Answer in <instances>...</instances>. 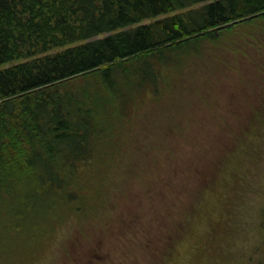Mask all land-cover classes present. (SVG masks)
I'll return each mask as SVG.
<instances>
[{
  "label": "trees",
  "instance_id": "trees-1",
  "mask_svg": "<svg viewBox=\"0 0 264 264\" xmlns=\"http://www.w3.org/2000/svg\"><path fill=\"white\" fill-rule=\"evenodd\" d=\"M262 21L264 0H0V232L84 215L89 171L129 172L140 105Z\"/></svg>",
  "mask_w": 264,
  "mask_h": 264
},
{
  "label": "rangeland",
  "instance_id": "rangeland-1",
  "mask_svg": "<svg viewBox=\"0 0 264 264\" xmlns=\"http://www.w3.org/2000/svg\"><path fill=\"white\" fill-rule=\"evenodd\" d=\"M263 37L264 21L227 34L172 74L123 134L129 172L89 171L81 217L5 228L0 264H264Z\"/></svg>",
  "mask_w": 264,
  "mask_h": 264
},
{
  "label": "bare ground",
  "instance_id": "bare-ground-1",
  "mask_svg": "<svg viewBox=\"0 0 264 264\" xmlns=\"http://www.w3.org/2000/svg\"><path fill=\"white\" fill-rule=\"evenodd\" d=\"M228 25V24H227ZM225 27V26H224Z\"/></svg>",
  "mask_w": 264,
  "mask_h": 264
}]
</instances>
